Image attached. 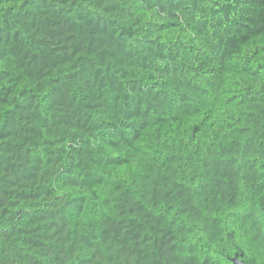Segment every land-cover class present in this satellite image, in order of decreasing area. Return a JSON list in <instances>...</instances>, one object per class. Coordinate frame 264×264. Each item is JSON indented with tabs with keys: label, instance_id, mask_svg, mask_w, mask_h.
Listing matches in <instances>:
<instances>
[{
	"label": "trees",
	"instance_id": "1",
	"mask_svg": "<svg viewBox=\"0 0 264 264\" xmlns=\"http://www.w3.org/2000/svg\"><path fill=\"white\" fill-rule=\"evenodd\" d=\"M264 264V0H0V264Z\"/></svg>",
	"mask_w": 264,
	"mask_h": 264
},
{
	"label": "water",
	"instance_id": "2",
	"mask_svg": "<svg viewBox=\"0 0 264 264\" xmlns=\"http://www.w3.org/2000/svg\"><path fill=\"white\" fill-rule=\"evenodd\" d=\"M232 261L235 264H244V262L242 261V259H240L239 256H237V255L234 258H232Z\"/></svg>",
	"mask_w": 264,
	"mask_h": 264
}]
</instances>
